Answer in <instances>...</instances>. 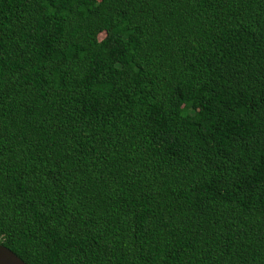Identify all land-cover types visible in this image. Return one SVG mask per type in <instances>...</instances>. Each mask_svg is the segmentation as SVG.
<instances>
[{
    "label": "trees",
    "instance_id": "trees-1",
    "mask_svg": "<svg viewBox=\"0 0 264 264\" xmlns=\"http://www.w3.org/2000/svg\"><path fill=\"white\" fill-rule=\"evenodd\" d=\"M0 243L264 264V0H0Z\"/></svg>",
    "mask_w": 264,
    "mask_h": 264
},
{
    "label": "water",
    "instance_id": "water-1",
    "mask_svg": "<svg viewBox=\"0 0 264 264\" xmlns=\"http://www.w3.org/2000/svg\"><path fill=\"white\" fill-rule=\"evenodd\" d=\"M0 264H28L12 250L0 243Z\"/></svg>",
    "mask_w": 264,
    "mask_h": 264
},
{
    "label": "rangeland",
    "instance_id": "rangeland-1",
    "mask_svg": "<svg viewBox=\"0 0 264 264\" xmlns=\"http://www.w3.org/2000/svg\"><path fill=\"white\" fill-rule=\"evenodd\" d=\"M103 36V33L100 35V37Z\"/></svg>",
    "mask_w": 264,
    "mask_h": 264
}]
</instances>
